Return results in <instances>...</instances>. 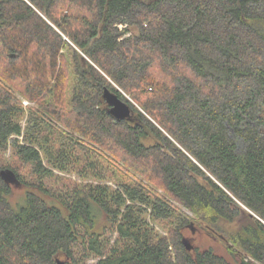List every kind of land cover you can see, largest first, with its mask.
<instances>
[{"label":"trees","instance_id":"obj_1","mask_svg":"<svg viewBox=\"0 0 264 264\" xmlns=\"http://www.w3.org/2000/svg\"><path fill=\"white\" fill-rule=\"evenodd\" d=\"M1 170L0 264H264V0H0Z\"/></svg>","mask_w":264,"mask_h":264},{"label":"rangeland","instance_id":"obj_2","mask_svg":"<svg viewBox=\"0 0 264 264\" xmlns=\"http://www.w3.org/2000/svg\"><path fill=\"white\" fill-rule=\"evenodd\" d=\"M23 104L24 106L33 105L32 102H29L26 99L23 100ZM22 196H23L22 188L15 189L13 190L11 201L13 203L17 201H22ZM184 234H185L186 240L191 245V248L203 249L206 247H212L219 254H223L227 256V253L225 251V246L220 240L209 237L204 233L198 232L197 230H193L192 232L190 230H186Z\"/></svg>","mask_w":264,"mask_h":264},{"label":"water","instance_id":"obj_3","mask_svg":"<svg viewBox=\"0 0 264 264\" xmlns=\"http://www.w3.org/2000/svg\"><path fill=\"white\" fill-rule=\"evenodd\" d=\"M103 98L108 105V113L117 120L129 119L130 110L124 101L119 99L116 95L109 92L107 89L103 92ZM0 176L7 183H16L14 174L11 171H0ZM57 264H61L59 261Z\"/></svg>","mask_w":264,"mask_h":264},{"label":"built area","instance_id":"obj_4","mask_svg":"<svg viewBox=\"0 0 264 264\" xmlns=\"http://www.w3.org/2000/svg\"><path fill=\"white\" fill-rule=\"evenodd\" d=\"M124 26H125V25L118 24V28H119V29H122ZM126 35H128V33H127ZM126 35H125V36H126Z\"/></svg>","mask_w":264,"mask_h":264}]
</instances>
